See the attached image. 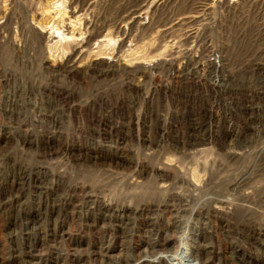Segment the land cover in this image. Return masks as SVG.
Wrapping results in <instances>:
<instances>
[{"label":"rangeland","instance_id":"374dc122","mask_svg":"<svg viewBox=\"0 0 264 264\" xmlns=\"http://www.w3.org/2000/svg\"><path fill=\"white\" fill-rule=\"evenodd\" d=\"M182 246L264 264V0H0V264Z\"/></svg>","mask_w":264,"mask_h":264},{"label":"bare ground","instance_id":"6f19581e","mask_svg":"<svg viewBox=\"0 0 264 264\" xmlns=\"http://www.w3.org/2000/svg\"><path fill=\"white\" fill-rule=\"evenodd\" d=\"M171 262L172 264H195V262L189 259L188 252L184 246L181 247V257L171 258Z\"/></svg>","mask_w":264,"mask_h":264}]
</instances>
